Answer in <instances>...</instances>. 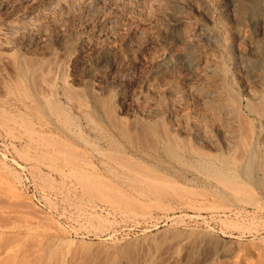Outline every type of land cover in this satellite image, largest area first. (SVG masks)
<instances>
[{"label": "rangeland", "instance_id": "rangeland-1", "mask_svg": "<svg viewBox=\"0 0 264 264\" xmlns=\"http://www.w3.org/2000/svg\"><path fill=\"white\" fill-rule=\"evenodd\" d=\"M220 1L209 20L188 11L191 35L209 48L226 36ZM170 23L163 0H0V264H264V140L236 154L241 192L213 199L203 183L143 184L126 167L136 162L127 139L88 98L80 109L59 88L65 77L133 121ZM48 57L60 61L56 86L37 90L32 72L27 99L15 87L21 61ZM223 63L242 96L253 63L233 49ZM187 97L181 106L194 112Z\"/></svg>", "mask_w": 264, "mask_h": 264}, {"label": "bare ground", "instance_id": "bare-ground-1", "mask_svg": "<svg viewBox=\"0 0 264 264\" xmlns=\"http://www.w3.org/2000/svg\"><path fill=\"white\" fill-rule=\"evenodd\" d=\"M217 1L163 0L171 21L165 30L166 51L153 65L151 82L137 102L138 113L133 121L120 120L107 96L93 90L82 95L65 77L59 87L68 102L80 109L89 106L88 98L96 115L106 118L110 127L127 139L130 157L136 162L126 167L138 175L139 182L160 188L178 182L203 183L212 191L208 196L213 199L241 192L236 154L241 149L246 152L255 139L264 140V0H221L218 6L226 36L209 48L191 35L188 11L209 20ZM205 27L208 36L215 37V27ZM241 46L246 51H241ZM230 49L240 57H248L254 65L239 77L242 96L235 91L230 71L223 63V53ZM111 59V50H104L101 61ZM184 62L191 67V75L185 73ZM21 63L18 69L25 78L18 79L15 87L27 99L31 93L25 79L32 72L37 90H45L46 84L55 88L51 76L60 68L57 57L34 62L25 59ZM187 96L197 105L194 112L189 103L185 104L187 99L181 106L180 99ZM48 102L50 107L61 109L55 98ZM178 102L183 109L180 117L172 113L176 107L173 103ZM168 113L171 122L164 116Z\"/></svg>", "mask_w": 264, "mask_h": 264}]
</instances>
